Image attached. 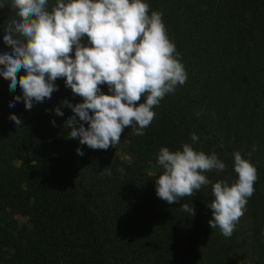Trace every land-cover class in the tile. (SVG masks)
Listing matches in <instances>:
<instances>
[{
	"label": "trees",
	"instance_id": "trees-1",
	"mask_svg": "<svg viewBox=\"0 0 264 264\" xmlns=\"http://www.w3.org/2000/svg\"><path fill=\"white\" fill-rule=\"evenodd\" d=\"M0 2L2 54L9 51L4 25L16 12L12 0ZM144 2L163 12L188 78L154 107L143 136L128 127L116 147L90 149L69 138L66 122L74 113L63 102L83 101L64 79L50 100L26 110L23 102L9 107L22 91H10L0 77V264H264V0ZM102 91L110 94L107 85ZM12 114L22 120L19 128ZM193 132L194 149L215 151L227 166L206 173L213 183L231 186L238 179L233 153L245 159L252 153L258 181L246 206L249 243L237 225L230 238L210 227L211 185L173 204L156 195L158 176L148 168L163 172L159 150L182 151ZM183 203L194 206L195 216L181 210Z\"/></svg>",
	"mask_w": 264,
	"mask_h": 264
},
{
	"label": "clouds",
	"instance_id": "clouds-1",
	"mask_svg": "<svg viewBox=\"0 0 264 264\" xmlns=\"http://www.w3.org/2000/svg\"><path fill=\"white\" fill-rule=\"evenodd\" d=\"M4 7L0 2V9ZM11 7L16 18L4 25L3 41L9 51L0 54V77L9 81L10 91L19 86L22 96L9 101V107L23 102L31 110L34 104L50 100L59 90L56 81L64 79L83 101L63 102L74 113L66 122L72 129L69 138H79L90 149L116 147L128 127L143 136L156 117L154 107L187 82L163 12L151 10L144 0H55L54 5L49 0H12ZM21 71L25 75L18 77ZM103 85L110 94L102 91ZM55 112L64 115L59 107ZM9 119L18 128L23 124L15 114ZM191 140L182 151L159 150L157 163L163 172L155 180L156 195L173 204L211 185L209 225L230 238L258 181L252 153L248 159L239 151L233 153L238 179L231 186L225 180L213 183L206 173L223 172L226 164L215 151L209 155L194 149L199 142L195 132ZM77 154L84 152L78 148ZM118 171L124 173L123 168ZM104 172L112 174L110 168ZM180 208L195 216L193 205L183 203Z\"/></svg>",
	"mask_w": 264,
	"mask_h": 264
},
{
	"label": "rangeland",
	"instance_id": "rangeland-1",
	"mask_svg": "<svg viewBox=\"0 0 264 264\" xmlns=\"http://www.w3.org/2000/svg\"><path fill=\"white\" fill-rule=\"evenodd\" d=\"M119 150H121V148ZM116 155L123 157V153L121 151L116 152ZM148 172L150 174L156 175L158 177H159V175L162 174V171L160 169H158L156 165L150 166L148 168ZM204 220H205V217L203 215L202 216V224L204 223ZM250 229H251V222H250L247 210H246L244 216L240 219L239 223L237 224V230H238V233L240 235V238L245 239L247 243L250 242V235H251ZM249 253H250V248H249V245H247L244 252H243V255H244V257H246V259H249Z\"/></svg>",
	"mask_w": 264,
	"mask_h": 264
}]
</instances>
